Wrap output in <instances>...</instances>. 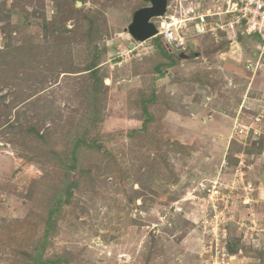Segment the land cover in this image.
Returning a JSON list of instances; mask_svg holds the SVG:
<instances>
[{"label": "rangeland", "instance_id": "rangeland-1", "mask_svg": "<svg viewBox=\"0 0 264 264\" xmlns=\"http://www.w3.org/2000/svg\"><path fill=\"white\" fill-rule=\"evenodd\" d=\"M167 1L158 30L210 0ZM146 5L0 0V264H264L259 38L190 34L158 71L162 35L127 30Z\"/></svg>", "mask_w": 264, "mask_h": 264}, {"label": "built area", "instance_id": "built-area-1", "mask_svg": "<svg viewBox=\"0 0 264 264\" xmlns=\"http://www.w3.org/2000/svg\"><path fill=\"white\" fill-rule=\"evenodd\" d=\"M205 6L208 8L205 9ZM190 11L194 15L183 19L171 17V21H166L165 25L162 22L159 27L157 35H162L171 52H187L190 34L194 37L210 33L214 38L218 37V31L226 33L232 31L234 36L239 37H243L242 34H256L260 41L258 52H254L256 60L254 62L248 60L244 66L252 75L264 69V0H210L199 2L198 7L196 9L192 7ZM187 25L189 28H186V33L184 27H188ZM263 118L264 109L253 117L252 123L256 124L253 129L254 137L264 131Z\"/></svg>", "mask_w": 264, "mask_h": 264}, {"label": "trees", "instance_id": "trees-1", "mask_svg": "<svg viewBox=\"0 0 264 264\" xmlns=\"http://www.w3.org/2000/svg\"><path fill=\"white\" fill-rule=\"evenodd\" d=\"M160 35L158 36H155L154 38L155 39H159ZM159 53H160V56L163 58V61L162 62H159L157 64V70L160 71L159 69H161L163 66H167V67H171L174 65V61H172L171 57L170 56H173V57H176L178 58L177 56L180 57L179 54H177V52H171V53H167V50L166 48L163 46V50H159ZM192 57V56H190ZM97 79V78H96ZM98 80V79H97ZM28 133L30 134H34L40 141H42L43 143L46 142L45 140V136L42 134V133H39L36 125H33V126H30L28 128ZM84 145L85 147H89V144L86 143L84 140H82L80 138V136H76L72 141H71V147H70V150H69V162H61L60 164H62L64 167H68L69 170H73L75 173L78 171L79 169V159L81 157V146ZM54 152V151H51V153ZM54 163V162H53ZM74 175V173L72 174ZM72 181L68 183V185H66V187L64 188V191L66 193V196L68 198V196L70 195V189L71 187L74 185V176H72ZM57 200H59V202H57L54 206H49L48 209H47V214L49 216V219L51 220V218L57 214L59 212V207H60V200L61 198L58 197ZM51 223V222H49ZM48 223V224H49ZM47 232V230H46ZM43 241V244L45 242V239L42 240ZM41 255L38 254L37 256H35L34 260L37 261V262H40V263H43L44 260H41Z\"/></svg>", "mask_w": 264, "mask_h": 264}, {"label": "water", "instance_id": "water-1", "mask_svg": "<svg viewBox=\"0 0 264 264\" xmlns=\"http://www.w3.org/2000/svg\"><path fill=\"white\" fill-rule=\"evenodd\" d=\"M146 1H148V5L134 11L131 23L127 28L131 37L136 41H145L158 33V29L151 19L163 16L167 9V0ZM77 5L80 6L81 2L77 1ZM180 57L187 58L183 54Z\"/></svg>", "mask_w": 264, "mask_h": 264}, {"label": "clouds", "instance_id": "clouds-1", "mask_svg": "<svg viewBox=\"0 0 264 264\" xmlns=\"http://www.w3.org/2000/svg\"><path fill=\"white\" fill-rule=\"evenodd\" d=\"M199 35H204V34H199ZM155 36H157V34L155 35ZM154 36V37H155ZM188 51H189V48H188V50H187V52H184V53H188ZM174 52V51H173ZM177 53H180L179 55H181V54H183V55H186V54H184V53H182V52H177ZM187 56V55H186ZM182 58V57H181ZM187 58H188V56H187ZM187 58H185V59H187ZM245 65V64H244Z\"/></svg>", "mask_w": 264, "mask_h": 264}, {"label": "bare ground", "instance_id": "bare-ground-1", "mask_svg": "<svg viewBox=\"0 0 264 264\" xmlns=\"http://www.w3.org/2000/svg\"><path fill=\"white\" fill-rule=\"evenodd\" d=\"M165 25V24H164Z\"/></svg>", "mask_w": 264, "mask_h": 264}]
</instances>
